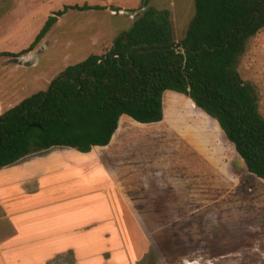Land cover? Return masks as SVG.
Masks as SVG:
<instances>
[{
	"label": "rangeland",
	"instance_id": "374dc122",
	"mask_svg": "<svg viewBox=\"0 0 264 264\" xmlns=\"http://www.w3.org/2000/svg\"><path fill=\"white\" fill-rule=\"evenodd\" d=\"M142 1L0 0V54L28 49L48 18L66 6L103 8L70 10L33 52L0 57V115L47 91L66 68L105 55L143 12ZM150 5L170 13L180 42L195 0ZM238 72L256 89L264 117V30L249 41ZM130 123L121 120L102 153L146 235L141 264H264V181L246 170L219 124L174 92L164 95L163 121Z\"/></svg>",
	"mask_w": 264,
	"mask_h": 264
},
{
	"label": "trees",
	"instance_id": "16d2710c",
	"mask_svg": "<svg viewBox=\"0 0 264 264\" xmlns=\"http://www.w3.org/2000/svg\"><path fill=\"white\" fill-rule=\"evenodd\" d=\"M141 8L105 55L66 68L47 91L0 115V169L55 147L82 153L107 147L124 116L148 125L163 121L164 95L174 92L214 119L246 170L264 181V117L256 89L238 72L249 41L264 30V0H195L180 42L169 12L150 0ZM102 9L66 6L28 49L0 57L33 52L70 10Z\"/></svg>",
	"mask_w": 264,
	"mask_h": 264
},
{
	"label": "crops",
	"instance_id": "0c3cea01",
	"mask_svg": "<svg viewBox=\"0 0 264 264\" xmlns=\"http://www.w3.org/2000/svg\"><path fill=\"white\" fill-rule=\"evenodd\" d=\"M109 146L55 147L0 169V264H141L146 235Z\"/></svg>",
	"mask_w": 264,
	"mask_h": 264
},
{
	"label": "water",
	"instance_id": "95a60500",
	"mask_svg": "<svg viewBox=\"0 0 264 264\" xmlns=\"http://www.w3.org/2000/svg\"><path fill=\"white\" fill-rule=\"evenodd\" d=\"M121 13L129 14L130 12H128V11H121ZM137 52H146V51H137ZM102 60H104V59H102Z\"/></svg>",
	"mask_w": 264,
	"mask_h": 264
}]
</instances>
